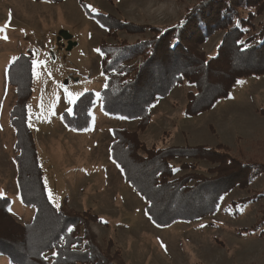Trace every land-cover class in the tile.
<instances>
[{
	"label": "rangeland",
	"instance_id": "rangeland-1",
	"mask_svg": "<svg viewBox=\"0 0 264 264\" xmlns=\"http://www.w3.org/2000/svg\"><path fill=\"white\" fill-rule=\"evenodd\" d=\"M197 0H0V198L10 200V213L20 224H28L33 210L22 205L16 182V132L11 111L16 89L9 84V67L21 55L30 54L31 86L25 105V124L31 133L34 162L42 173L49 201L75 212L89 210L97 222L91 229L105 248L112 242L124 264H264V237L239 233L257 219L260 202L230 208L234 200L247 196L237 188L225 194L211 216L177 221L166 227L155 225L145 211V201L127 184L113 161L110 146L114 129L135 131L137 121L108 116L101 109V91L106 76L101 70V41L105 28L92 14H105L136 24L169 25L181 19ZM220 34L203 50L215 54ZM133 42L135 36L119 34ZM33 60L46 61L41 77L33 75ZM51 73V76L48 74ZM94 95L86 129L75 131L63 120L77 101L69 103L64 89ZM194 86L176 85L165 98L150 107V121L140 140L155 146H207L223 143L235 150L239 137L246 158L263 160L259 142H264V74L240 78L227 97L208 111L186 116V94ZM19 154V152H18ZM176 168L177 162L172 163ZM210 165L199 162V172ZM184 172L176 170L175 178ZM264 186V178L252 190ZM51 194V195H50ZM0 264L9 262L0 258Z\"/></svg>",
	"mask_w": 264,
	"mask_h": 264
},
{
	"label": "trees",
	"instance_id": "trees-1",
	"mask_svg": "<svg viewBox=\"0 0 264 264\" xmlns=\"http://www.w3.org/2000/svg\"><path fill=\"white\" fill-rule=\"evenodd\" d=\"M90 18L115 41L99 45L101 70L106 76L101 109L108 116L137 121L135 131H112L111 157L125 182L143 197L148 217L155 225L166 227L211 216L221 198L237 188L247 196L232 201L230 208L237 211L259 202L261 206L255 222L238 232L263 238L264 186L258 190L251 186L264 178V159L246 158L239 137L233 150L223 143L148 148L139 136L149 124V109L155 100L165 98L176 85L187 82L194 86L186 94L184 114L195 116L227 97L238 79L264 74V0H197L181 19L164 26L136 24L105 14L90 13ZM120 33L136 39H120ZM215 34L221 35L215 54L207 56L203 45ZM31 65V55H21L9 67L8 80L16 89L11 111L16 182L22 205L34 213L30 223L20 224L10 213V200L0 198V258L9 264H124L117 251L111 253V241L105 248L97 242L91 229L96 216L89 210L67 209L65 201L55 207L46 195L25 124ZM93 105L92 93L80 96L71 112L63 113L65 125L75 131L86 129ZM259 150L264 158L263 141ZM199 162L210 167L201 173ZM176 170L184 173L175 178Z\"/></svg>",
	"mask_w": 264,
	"mask_h": 264
},
{
	"label": "snow or ice",
	"instance_id": "snow-or-ice-1",
	"mask_svg": "<svg viewBox=\"0 0 264 264\" xmlns=\"http://www.w3.org/2000/svg\"><path fill=\"white\" fill-rule=\"evenodd\" d=\"M46 64H47L46 61L33 60V75L39 79L41 77V75H42L41 72L39 71V68L41 66H45L46 67ZM48 75L51 76V73H49ZM64 91L67 94V98L69 100V103H74L75 99L78 98L79 95H80V93L70 92L66 88L64 89ZM68 111H71V109L69 108Z\"/></svg>",
	"mask_w": 264,
	"mask_h": 264
}]
</instances>
